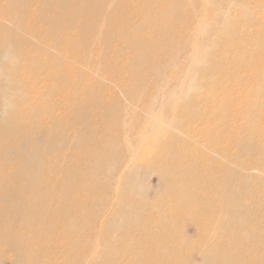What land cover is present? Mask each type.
Here are the masks:
<instances>
[{
	"label": "bare ground",
	"instance_id": "1",
	"mask_svg": "<svg viewBox=\"0 0 264 264\" xmlns=\"http://www.w3.org/2000/svg\"><path fill=\"white\" fill-rule=\"evenodd\" d=\"M24 1L12 0L11 4L17 5ZM26 1L33 2L34 0ZM82 1V11L87 12L85 14L77 11V8L72 5L73 0H60L56 9L58 12L68 9L72 15L79 16L81 19L85 18L87 22L92 16L89 14L95 7L112 9V13L108 17L104 18L101 15L98 18L99 22L104 21L106 24L103 32L104 38L108 40L113 37L118 40L125 39L128 46L136 50V65L131 69L132 74L128 77L127 82L131 86H128L127 89L124 88L123 95L131 103L150 102L151 96L143 98V93L151 85L148 80L161 79L163 62H167L166 64L171 66L176 59L175 53L189 51L187 42L192 27L180 31L176 26L185 22L189 15L191 18L193 17L191 12L188 15V8L185 7L188 1L172 0V2H176L174 5L176 8L174 7L175 12L169 18L163 16L164 13L168 14L169 12L166 7H162L158 14L155 11L156 5L158 6L164 0H143L142 4L135 6H130V4L137 0H118L113 8L112 5L109 6L111 0ZM172 2L169 1L171 4ZM216 2H218L217 5H214L213 10L209 11H212L213 14H211L213 17L210 23L215 22L217 26L215 25L216 27L212 30L207 29L202 32L203 37L199 42L202 49L199 56L197 54V60L191 65L190 78L181 87V104L176 107L168 106L165 112L167 114L174 110L177 114L172 119L171 125L175 130L168 134L171 141L183 140L182 138L186 135L183 130L184 126L193 127V130L199 126L202 127V130L195 131L193 134L189 133L190 139L188 140L195 137L196 142L201 143L203 138L199 135L205 133L207 136L204 145H196L194 148L187 144V139L183 140L185 146L191 149V153H189L191 158L185 165L179 162L186 159L187 153H182L179 150L174 151L177 158L182 154L179 162H171L175 158L174 155L173 158L170 156L162 160L166 165L159 164L153 158L147 159L151 153L161 159V156L158 155L162 152L160 148L163 147V141H160L161 144L158 142L152 150L146 145L144 146L141 140L133 139L132 144L126 143L124 140L131 136L130 133L123 137L116 129L121 124L127 126L126 119L122 115L130 114L131 108L128 109L124 106L115 91L108 90L103 95L101 92L96 93L95 90L104 89V84L93 82L86 84L89 80H81L85 73L73 75L68 66H61V63L54 59L42 61V55L54 51V43L43 44L44 46L40 47L31 41L33 38L39 39L36 31L28 29L26 32L24 30L27 36L23 40L24 47L21 48L29 49L25 52L20 48L23 44L22 41L14 40L15 32H11L5 26H0V125L7 130H12V134H16L12 140L10 139L5 144L0 153V161L15 163L12 169L18 176L7 188V195L3 196L12 200L13 206L24 212L22 221L26 222L31 218L36 222L42 220L45 228L54 229L53 236L54 234L56 238L65 236L68 242L67 245H64V249L67 248L69 255H72L71 253H74L77 248L84 247L83 249L88 248L89 250L94 247L98 248L101 244L99 240H101L105 243L104 254L112 262L110 251L113 241L107 242V232L129 234L134 229L144 231L153 226L157 219L166 224L168 217L175 214L176 210L179 211L182 207L185 209L186 205L190 204L191 213L189 215L192 216V219L197 220V215L202 216L200 232L206 233L209 237L215 236V238H207L204 242V245L210 249L207 252L200 251L203 259L201 264H264V252L262 251L264 243L257 239L261 233H264V0L261 2L218 0ZM194 3L197 4V0H194ZM171 4L167 7L171 8ZM224 5L228 6L225 11L222 8ZM231 9L233 11L230 12ZM132 16H137L139 20V24L135 27H132L128 20ZM161 18L164 21L160 23L159 19ZM118 20L121 22L119 28L117 26L110 30L108 25L114 21L118 22ZM49 23L53 26L48 32L50 35L54 34V26L56 29H60L59 25L62 23H64V28L72 27V23L68 21H57L54 24V19H52ZM190 24H192V20ZM254 24L259 30L256 39L247 29ZM21 26L22 23L19 26L22 29ZM96 26V20H93L89 28L93 30ZM56 29L55 31H57ZM17 31L19 32L20 29ZM83 31L80 28L79 32ZM177 34L180 36H175ZM158 35L177 37V41H174L173 38H171L172 41L170 39L156 40ZM245 35L247 36L244 37ZM41 37L47 38V36ZM248 45H254L256 50H247ZM119 50L121 51L122 47ZM21 64L24 69L37 70L39 78L44 71H50L47 72L48 77L54 81V70H56L58 75L55 79L61 80L65 86H68L72 79L78 77L71 84L80 82L83 84L81 87L84 90H94L95 93L89 96L92 98L91 101H94V108L88 110L91 106L89 101L81 100V110H88L90 113L85 112L72 118V125L80 128L76 129L72 135L71 133L67 136L59 134L63 139V144L66 145L65 147H69L71 139H74L72 147L75 153L76 150L84 152L85 144H91L95 147L94 150H98L97 152L89 151L92 163L89 166L90 170L88 168L86 172L89 171L94 180H86L83 177H78V174L77 177H73L72 175L75 174L72 172L60 182L46 178L45 172L50 168L52 162L49 156L50 150L33 146L34 144L31 142L34 140L29 139L31 135H26L21 130L25 129L27 124L37 120L42 122L47 118L50 120L54 118L62 124L64 118L56 116L53 109L47 110L31 103V100H34L37 104L39 95L37 91L33 90V87L29 88L28 83L21 78L25 75L22 69L19 70ZM134 70L136 74H134ZM61 71H65V75L60 76ZM254 82L257 83V93L251 95L250 86ZM117 87L120 88V86ZM52 88L53 91L59 89L54 87V84ZM28 111H30V115ZM242 116L245 117V120L242 119ZM102 128L104 132L101 137H98L97 132ZM187 137L188 135H186ZM44 139L46 140L48 137ZM75 140L76 144L74 145ZM26 143L27 146H25ZM231 146L239 148L243 154H255L251 156L253 161L248 158L241 159V157L230 160ZM200 150L203 151V154L199 155L203 156L207 162V156L225 160L219 169L220 175L223 176L222 181L215 182L212 179V173L206 174L209 181L199 178L200 168L197 166V159L201 161V158L198 156L194 158V155H196V151ZM24 153L29 156L28 161L20 163L19 156ZM109 156H117L112 164L107 163ZM32 165L37 166L38 170L29 171L28 166ZM124 168H128V171L124 172L126 174L121 185L120 178L118 179L116 174ZM150 168L162 171L165 196L176 207V210L165 216L158 215L156 207L152 206V200L147 199L142 191L144 190L142 183L146 178V170ZM204 171L205 169L202 170V172ZM95 176L97 179L103 180L101 184L95 181ZM79 181H87V194L81 195V191L73 193L75 185ZM4 182V178L0 179V184ZM9 183L11 182L9 181ZM57 183L62 186L58 187ZM55 186L56 188H54ZM116 188L119 190L121 188L120 196L112 197L111 191ZM93 190H96L97 198L95 196L89 203L92 196L90 193ZM10 192L13 193V196L8 195ZM247 200L253 203L254 211L257 214L248 212L249 202ZM113 207H118L117 212L112 210ZM218 210L222 212V217L215 225L209 224L208 216L215 215ZM52 211L54 224L50 217ZM107 216L108 225L101 229L102 221ZM252 222L256 226L248 227ZM92 235L94 239H92ZM143 235L150 236L146 232L142 234V237ZM161 235L163 238L165 237L164 243L157 246L158 252L152 260L118 263L128 249L125 246L128 245L129 238L118 246L116 262L112 263L165 264L164 258L168 252L173 253L176 258H180L179 250L186 242H174L167 226L156 237ZM122 239L123 237H121ZM16 242L14 240V244ZM27 246L30 250V244ZM18 247L19 251H26V245H18ZM127 253L135 255V257L139 254L142 256L141 253H136L133 250ZM69 257L72 256L66 258ZM142 258L144 257L142 256ZM189 259L184 258L179 264H193ZM110 261L105 262L111 264Z\"/></svg>",
	"mask_w": 264,
	"mask_h": 264
},
{
	"label": "rangeland",
	"instance_id": "2",
	"mask_svg": "<svg viewBox=\"0 0 264 264\" xmlns=\"http://www.w3.org/2000/svg\"><path fill=\"white\" fill-rule=\"evenodd\" d=\"M11 1L12 0H0V26H5L9 28L11 32H15V34H13L14 40L19 42L22 41L23 43L20 48L24 47L23 40L26 39L27 36V34L24 33V30L27 32L28 29L36 31L38 34V40L36 38L31 40L32 42L38 44V46L43 47L44 45L54 43V51L50 52V54L48 53L46 55H42V61H50L54 59L59 61L61 66H68L73 75H81V72L85 73L81 80H89L86 84H90L92 82L95 84H104V89L95 90L96 93L101 92L103 95V93L107 92L108 90L115 91L120 97L121 102L124 103V106H126L128 109L131 108V115L129 113H126L125 116L122 115V117H125L124 119H126L125 121L127 126H125V124H121L116 129V131L120 132L123 137L130 133V137L132 139L130 137H126L125 140L123 139L126 141V143L132 144L133 139L137 141L141 140L143 141L142 143L144 146L146 145L150 150H152L153 147L158 144V142L160 143V141H163V147L160 148V151L162 152H160L158 155L161 156V159L157 158L154 153L149 154L147 159L153 158L159 164L166 165L162 162V160H165V157L170 156L173 158V155L175 156L174 151L179 150L182 151V153H187L186 159H182V162H179L182 156L181 154L179 158L175 156L171 162L178 161L182 165L188 163L189 159L191 158V154H189L191 153V149L185 146L183 140L190 139L189 135L193 134L195 131L202 130V127L199 126L193 130V127L184 126V134L188 135V137L186 138L185 135L182 138L183 140L179 139V142H176V140L171 141L168 134L170 131L175 130L173 127H171V125L173 123L172 119H174L177 114L174 110L167 112V114L165 112L167 111L168 106L176 107L181 104V87H183L182 85L186 84L190 78L192 73L191 65L197 60L201 52L202 46L199 42L203 37L202 32L207 29L212 30L217 26L215 22L210 23V20L213 16L211 17L212 11L209 10H213L214 5H217L216 3L218 2L216 1L218 0H197V4L194 3V0H187L188 2L187 5L185 4V7L188 8V15L191 12L193 17L191 18L189 15V18L185 22L180 23L179 25L177 24L176 26L179 27L178 29H180V31L181 29L186 30V28L192 27V30L189 34V41L187 42V48L189 51L186 53L182 51L175 53L174 56H176V59L171 64V66L170 64L167 65V62H163V70L161 71L162 78L159 80H148L150 81L151 85L149 89L143 93V98L144 96L147 98L151 96V100L150 102L146 101L144 104H140L138 102L131 103L124 97L122 92L124 91V88L127 89L128 86H131L127 82L128 77L132 74L131 69L136 65V50L130 48L125 39L118 40L115 39L116 37L111 38L109 36L111 39L108 40L103 36L106 24L104 21L99 22L98 18L101 15L104 18L108 17L110 13H112V9H101V7H95V9L89 14V16L92 15L90 17L92 19L89 18V22H87L85 18L81 19L79 16L72 15L68 9H63L62 11L58 12L56 5L59 4L60 0H34L33 2L25 0L24 2L17 5L11 4ZM169 1L164 0L161 1L158 6L156 5L155 11L157 14L160 13L162 7H166L169 12L168 14L164 13L163 16H166V18L167 16L168 18L172 16V14L175 12L174 5L176 2H172L171 0V4ZM254 1L261 2V0H250V2ZM117 2L118 0H111L109 6L112 5L113 8L114 4ZM142 3L143 0H137L135 2H131L130 6H135L138 4L140 5ZM82 4V0H73L72 2V5L77 8L79 13L85 14L87 12L82 11ZM169 4H171V8L167 7ZM227 7V5H224L222 7L223 11H225ZM231 11H233V9H231L230 12ZM130 18L131 19L128 18V20L130 21L132 27H135L137 24H139L137 16H132ZM52 19H54V24H56L55 22L57 21L71 22L72 27L64 28V23H62V25H59L60 29H56L54 26V34L50 35L48 32L51 31L53 26L49 22ZM93 20H96L97 26L93 30H90L89 27L91 21ZM191 20L192 24H190ZM162 21H164V19H159L160 23ZM21 23L22 29L19 27ZM120 25L121 22L118 20V22L114 21L113 23H110L108 28L111 30L113 28H117V26L119 28ZM80 28L84 30L82 33L79 32ZM17 29H20V31L18 32ZM55 29L57 31H55ZM247 29L249 30L250 34L255 37L254 39H256L259 31L258 27L254 24L252 26L250 25ZM179 34L175 36L178 37ZM41 36H47V38ZM177 37L173 38L169 37L168 35H158L155 39H170V41H172L171 38H173L174 41H177ZM118 46L120 47L117 49ZM121 47L122 50L120 51L119 49ZM250 49L255 51L256 47L254 45H248L247 50ZM21 50H25V52H27L29 49L21 48ZM22 64L20 65L19 70L21 71L22 69V71L25 72V75L21 78L24 79L23 81L28 83L29 88L33 87V90L35 92L37 91V94L39 95V102L36 104L34 100H31V103L47 110L53 109L56 116L64 118L62 120V124H60L61 122L58 123V121H56L54 118L52 120L47 118L42 122H38L37 120L36 122L27 124L25 129L21 130V132H25L26 135H31L29 139L34 140V142H31V144H34L33 146L36 145V147L50 150L49 156L52 162L50 163V168L45 172L46 178H51L54 182H60V180L62 181L64 177H67L68 174L72 172L75 174L72 175L73 177H77L78 174V177H83L86 180H94V177L89 173V171L88 173L86 172L92 163V158L89 155V151L97 152L98 150H94L95 147L91 144H85L83 146L84 152H79V150H76L75 153L72 147L74 139H71V145L69 147H65L66 145L63 144V139L59 136V134H63L62 136H67L70 133L72 135L76 129L78 130L80 128L72 125V118L75 115H81L85 112L90 113L88 110H92L94 108V101H91L92 98H89L90 95L92 96L95 93L94 90H84L81 87L83 84L80 82H78V84L73 83L74 85L71 84V82L77 80L78 77L72 79L71 82H69V85L65 86L62 84L61 80L58 79L57 81V79H55L56 75H58L56 70H54V81L48 77L47 72L50 71H44L43 75H40L39 78V73L37 70H32L30 68L24 69ZM65 73V71H61L60 76L65 75ZM134 74H136L135 70ZM53 84L54 87L56 86L59 88L56 89L57 91L52 90ZM252 84L253 85L250 86L251 95L257 93V83L254 82ZM117 86H120V88ZM81 100L84 102L89 101L91 106L88 110H81ZM30 111L32 112V110ZM30 111H28L29 115L31 114ZM29 115L27 116L29 117ZM117 116H119V114H117ZM43 118L45 119L46 117ZM242 119L245 120V117L242 116ZM11 131L12 130H7L0 125V153L4 149L5 144L16 136V134H12ZM103 132V128L102 130L99 129L97 136L101 137ZM45 137H48V139L45 140ZM199 137L203 138L201 143H197L195 137H193L191 140L187 141V144L191 145V148H194L196 145H204V143L207 141L206 134L203 133V135L201 134ZM75 144L76 140L74 145ZM25 146H27V143ZM195 154L196 155H194V158H197V156L201 158V161L197 159V166L200 168V172H198L199 178L209 181L206 174L212 173V179L215 182L222 181L223 176L220 175L219 169L221 163H224L225 160L223 158L215 159L212 158L213 156L211 158L207 156V162L203 156L199 155L203 154V151H196ZM118 155H120L119 152ZM254 155L255 154H243L239 148L231 146L230 160H234L236 157H241V159L248 158L250 161H253L251 156ZM116 157L109 156V161L107 163L112 164L114 159L116 160ZM28 158L29 156L27 154H21L19 156V162H27ZM14 165L15 163H11V161H0V179L4 178L5 180L3 184H0V264H107L105 261L110 260L104 254L105 243L101 240H99L101 243L99 246L97 243H95L98 248L94 247L91 250L88 248L83 249L84 247H82V249L77 248L74 250V253H71L72 255H69L67 248L64 249V245H67L68 242V239H66L65 236H60V238H56L55 234L53 236L52 231L54 229L45 228V225L42 224V220L36 222L31 218V220L29 219L26 222L22 221L24 218L22 214L24 212L15 208L13 206V202H11L12 200H8L7 197L3 196L5 194L7 195V188L12 184L13 180L18 178L12 169V166L14 167ZM203 169H205L204 172H202ZM28 170L36 171L38 168L37 166L32 165L28 166ZM127 171L128 168H124L123 170L117 172L116 176L118 179L120 178V184L126 174L124 172ZM146 171V178L142 183L144 190L142 191L147 199L152 200V206L156 207V212H159L158 215L165 216L173 210H176V207L172 205L165 196L166 190L164 183H162V171H159L157 168H150ZM9 181L11 183H9ZM95 181L101 184L103 180L97 179L95 176ZM86 182L87 181L77 182L73 193L75 194L76 192L81 191V195L87 194L88 186L86 185ZM57 186L61 187L62 184L57 183ZM54 188H56V186ZM118 190L119 189L117 188L116 190L112 189L111 196H120L121 188L119 190V194L117 193ZM90 194H92V196L90 199L88 198L89 203L95 198V196L97 198L96 190H93V192ZM8 195L13 196V193L10 192ZM117 208L118 207H113L112 210H116L117 212ZM183 208L184 207L179 209V211L176 210L175 214L169 216L168 223L165 224L164 222H161L160 219H157L153 226L144 231H137L134 229L131 230L129 234H124L122 232H107V242L109 243L113 241L111 245L112 249L110 251L112 262H116L118 246H120L121 242H125L129 238L128 245L125 246L128 249L123 254L124 257L122 260L120 261L119 259L118 263H132L133 260L136 262H142V260H152L156 257L155 254L158 252L157 246H160L162 243H164L163 239H165V237L163 238V235L159 237L156 236L159 232H162L165 226H167L170 229L171 237L174 242L185 241L186 244H184L179 250L180 258H176L173 253L168 252L164 258L165 264H179L182 263L184 258H190L189 260L193 264H201L203 259L201 254L202 252L200 251L207 252L210 249L204 245V242L207 238H215V236L209 237V235L206 233L200 232V220L202 219V216L197 215V220H193L192 216L189 215L191 213L190 204H187L185 209ZM248 212L250 214H257V212L254 211V205L252 202H249ZM52 213L53 211L50 213V217L54 224V217ZM8 215L11 217H7ZM221 217L222 212L218 210L215 215L208 216L207 219L209 224L215 225ZM107 219L108 216L103 219V226L101 229L107 227ZM255 226L256 224L252 222L248 227L253 228ZM145 232L150 234V236L143 235L142 237V234ZM121 237H123L122 240ZM147 237L148 239H146ZM92 239H94L93 235ZM257 239L258 241H262L264 243V233H261ZM14 240L17 241L16 244H14ZM27 244H30V250L28 249ZM18 245H26V251H19ZM132 250L136 253H141L144 258H142L140 254L135 257V255H130L127 253L128 251ZM262 251L264 252V245L262 247ZM67 254L68 256L72 257L67 259ZM112 262L111 264H113Z\"/></svg>",
	"mask_w": 264,
	"mask_h": 264
}]
</instances>
